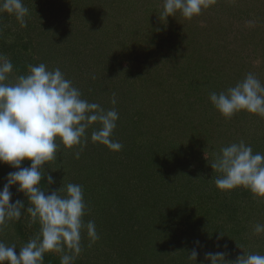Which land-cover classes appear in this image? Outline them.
<instances>
[{
	"label": "rangeland",
	"instance_id": "1",
	"mask_svg": "<svg viewBox=\"0 0 264 264\" xmlns=\"http://www.w3.org/2000/svg\"><path fill=\"white\" fill-rule=\"evenodd\" d=\"M24 4L29 8L27 27H21L13 15L0 13V54L14 65L9 82L26 74L28 65L59 68L83 99L106 110L114 107L122 117L113 132L114 140L160 136L175 148L183 143L178 149H182V159L195 183L191 203L187 199L190 208L183 213L172 210L170 226H164L162 219L149 226L146 216L142 217L148 231L155 232L133 243V247L141 245L136 248L139 253L133 259L135 250L129 249L131 260L124 263H188L195 241L200 242L198 253L224 250L229 261L243 254L264 255V233H252L254 224H264V199L242 188L217 190L214 181L220 173L210 165L213 152L241 140L254 153H264V117L242 111L225 119L209 100L211 92H226L249 73L264 83V0H214L191 20L177 14L166 21L159 19L162 0H96L95 6L87 0H24ZM185 85L191 99L184 95ZM176 89L177 96H173ZM203 110H207L206 116L197 121ZM131 120L137 122L138 132L130 130ZM94 145L89 132L86 147ZM77 150L78 146L71 150L59 146L57 160L45 166L55 183L48 186L44 179L41 187L56 191L63 179L65 184L82 186L87 206L83 219L95 222L99 239L92 242L82 232V252L74 264H105L123 253L119 244L124 243L114 242L113 228L136 210L139 198L132 195L134 207H129L130 188L94 187L91 180H84L78 170L89 171L90 162L83 159L89 156L85 150L79 159L64 162L66 155ZM28 166L29 161L22 163V167ZM68 169L73 173L65 175ZM11 171L15 169L0 164V189ZM10 191L13 201L19 199L25 208L29 206L17 186ZM30 221L22 211L14 225L10 221L0 226V241L19 245V232L33 236L39 229ZM139 227L128 226L132 230ZM223 235L228 237L219 241ZM50 258L60 261L58 254L45 253V261Z\"/></svg>",
	"mask_w": 264,
	"mask_h": 264
},
{
	"label": "clouds",
	"instance_id": "2",
	"mask_svg": "<svg viewBox=\"0 0 264 264\" xmlns=\"http://www.w3.org/2000/svg\"><path fill=\"white\" fill-rule=\"evenodd\" d=\"M214 0H162L160 18L167 20L179 14L187 20L198 16L202 9ZM0 13L15 17L21 27H27L29 8L24 0H0ZM12 61L0 54V164L11 171L0 189V226L19 220L22 211L31 217V223L39 224L36 232L23 246L8 245L0 241V264H43L45 253L59 255L60 264H74L82 252V232L95 242L99 239L95 222H84L86 203L80 184L64 183L56 191L41 187L55 183L45 171L49 162L57 160L59 146L71 150L79 159L90 140L112 152H119L123 145L113 139L119 114L113 107L105 109L99 103L82 98L81 91L59 69L49 70L44 63L28 65L26 74L9 82L13 73ZM209 100L225 119L238 112L264 117V83L254 74L230 87L226 92H211ZM117 103L115 94L111 99ZM211 168L220 173L215 187L221 192L242 188L255 198L264 199V153L253 152L243 140L231 143L213 152ZM24 161L30 166L22 167ZM44 185V184H43ZM27 198L28 207L22 200L13 201L10 189ZM252 233H264V224L252 226ZM188 259L197 262L200 242L195 241ZM227 253H204L203 264H264V255L243 254L234 261L226 260Z\"/></svg>",
	"mask_w": 264,
	"mask_h": 264
},
{
	"label": "trees",
	"instance_id": "3",
	"mask_svg": "<svg viewBox=\"0 0 264 264\" xmlns=\"http://www.w3.org/2000/svg\"><path fill=\"white\" fill-rule=\"evenodd\" d=\"M87 1L93 6L96 5V0ZM186 89L187 90L184 93L185 97H192V95L189 94L190 92L188 90V87H186ZM177 91L179 90L176 89L173 92V96H177ZM174 101H177V99H175ZM189 111H192V109H190ZM206 114L207 110L201 111L199 115L201 118L197 116L199 117L197 121L201 119L203 120V117L206 116ZM127 116L128 115H126L125 117ZM133 116L129 117L127 120L133 118ZM186 117L188 118L189 116L187 115ZM121 118L122 117L119 116V119ZM118 122L119 121H117V123ZM207 122L209 124L211 122V119L207 120ZM135 128H138V124L137 122L132 121L130 130L138 132ZM135 137L138 138L137 135ZM117 141H119L123 145L122 150L119 152H112L107 148H104L103 145L98 144L94 145L91 148L92 150L85 147L84 150L89 154V156L83 159H86L90 162V164L88 163L87 165V170L89 171L83 173L81 169L78 170L80 172V176L84 180H91L92 182H90L94 187H106L107 189L109 187H113L119 190L121 188H130L131 193L127 198L129 207H134L132 203L134 202V199H131L133 197L132 195H134L133 198H139V202H136V207H134V209L136 208L138 212L135 210L133 211V213H131L132 216L129 214V217H123L121 226L116 225V227L113 228L114 242L118 243L123 241L124 243V246L123 244H119L121 246L120 249L123 250V253L116 259L110 257L109 262L105 264H125L124 262H126L127 260H131L128 259L129 249H133L132 251L135 250V256H133V259L134 257H137V253L139 252L136 248H140L141 245L135 244L133 247V243H135L136 241H141L143 237L147 235L151 236L152 233L155 232L154 230H151V232L148 231L149 228L144 226L145 216L146 222L149 226L154 225L155 221H159L161 219L164 226H170V223L173 220L171 211L181 210V212H184L185 209H189L190 205L189 203H187V199L189 200L188 202L191 203L190 195L192 190L195 188H192V186H195V183H193L194 177H191L193 176V174L189 170V167L186 165L184 159H182V149H178L179 147H183V143L175 148L173 145L167 143V140L164 137L160 136H155L154 138L150 136H145L141 139L135 138V140L133 141L130 140L131 142H128V139L122 140V138L117 137ZM94 147H97V152ZM70 160L77 159L74 158L73 154L66 155L64 161L65 164H69ZM72 171L73 170L68 169V171L64 174H72ZM96 173L97 181L94 180V176ZM200 180L201 179L199 178V181ZM119 194H121V192ZM168 201L169 204L166 206ZM157 212L160 213V217L157 216ZM147 213H150L151 215L147 216L149 215ZM142 217H144L143 220ZM15 222L16 220L11 221L13 225L15 224ZM135 225H138L140 227L133 230L128 228V226L135 227ZM36 227H38L39 229L37 223ZM112 227L108 230H111ZM225 235H223L221 239L219 237V241H221L223 238L228 237H224ZM231 235L232 232L230 236ZM18 236H20L22 239L20 241V244H25L30 238H32V236L29 237L26 236L25 233L20 232L18 233ZM138 236L139 238H137ZM121 237H123V239L119 240ZM208 241L211 245L213 244V242H211V239H208ZM20 244H15L17 247V253L19 252V248L23 246ZM186 244H188V242ZM222 249H225V247H223ZM205 252H207V250L198 253L196 264H203ZM191 262L193 261L188 260V263ZM45 263L59 264L60 261H51L50 258V260L47 261H45L44 259L43 264ZM141 263L145 264L144 262ZM188 263L183 262L181 264Z\"/></svg>",
	"mask_w": 264,
	"mask_h": 264
}]
</instances>
